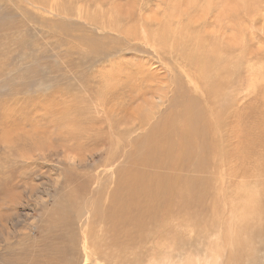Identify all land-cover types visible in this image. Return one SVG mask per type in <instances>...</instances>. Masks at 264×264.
<instances>
[{"label": "rangeland", "instance_id": "rangeland-1", "mask_svg": "<svg viewBox=\"0 0 264 264\" xmlns=\"http://www.w3.org/2000/svg\"><path fill=\"white\" fill-rule=\"evenodd\" d=\"M188 34L202 45L206 42L205 49L221 53L224 45L231 46L234 75L222 95L233 102V92L237 104L236 138L231 144L234 159L241 160V153L261 141L254 137L257 132L264 131V0H0V119L7 117L0 143V264L41 260L50 244L64 250L51 254L53 260H79L78 234L85 211L92 207L91 197L107 192L99 189L104 172L111 171L105 183H113L112 173L123 166L121 156L128 150L126 143L118 149L117 142L109 147V140L99 136L98 130L105 133L109 128L95 104L107 95L105 87L116 81L126 85L119 98L127 101L131 86L124 74H117L118 67L133 70L146 64L150 66L146 96L125 101V106H107L105 111L125 129L144 113L141 108L164 113L173 86L167 44L182 46L183 41L184 48L194 52ZM90 37L103 39L107 57L90 55L85 43ZM158 38V43L166 42L160 53L152 50ZM162 61L169 67L164 68ZM143 77L138 74L136 83ZM110 97L116 96L104 97L108 103ZM232 163H213L209 170L214 173V168L224 166L229 176L241 165ZM212 176L211 192L216 182ZM99 199L102 204L104 199ZM57 210L63 214V227L58 226ZM191 230L199 234L198 228L195 232L188 227ZM176 236L178 247L192 243Z\"/></svg>", "mask_w": 264, "mask_h": 264}, {"label": "bare ground", "instance_id": "bare-ground-1", "mask_svg": "<svg viewBox=\"0 0 264 264\" xmlns=\"http://www.w3.org/2000/svg\"><path fill=\"white\" fill-rule=\"evenodd\" d=\"M187 39L194 52L184 48L183 41L182 46L167 44L170 54L176 52V55L168 53L167 56L173 60V67L161 62L164 68L169 67L173 81L169 106L166 105L164 113L155 108H141L144 113L137 121H130L125 129L105 111L107 106H125L127 101L132 103L146 96L149 83L145 75L150 67L146 64L139 68L136 65L133 70L123 65L118 67L117 74H124L132 87L127 101L119 98L123 97L126 85L116 81L105 87L107 95L104 96L114 94L116 97H110L114 102L109 104L108 98L103 97L95 104L96 111L107 119L109 128L105 133L98 130L99 136L109 140V147L117 142L114 148L118 149L121 145L120 148L126 147L123 145L126 143L128 150L122 151L124 164L121 169H113V183H105L111 171L109 175L104 172L103 185L99 189L106 190L107 196L104 197L101 190L91 197L92 207L85 211L82 231L77 233L82 256H78L79 260L55 261L57 257L53 260L51 254H64V250L50 244L46 253L40 255L41 260L29 258L26 264H264V128L261 129L263 133L259 130L254 136L261 141L249 147L247 154L241 153L243 159H234L231 143L236 138L234 108L237 104L233 92V102L225 101L222 95V92L227 93L234 75L231 46L224 45L220 53L213 47L205 49L206 42L202 45L193 36ZM97 40L86 38L92 57L107 53L103 39ZM158 42L159 38L152 50L164 51L166 42L163 45ZM138 74L144 77L136 83ZM3 117L0 119V143L7 131V117ZM138 131L142 133L138 135ZM220 161L240 162L241 165L229 176H225L224 166L211 172V164ZM211 176L216 181L213 192L209 190ZM99 198L104 199L102 204ZM188 210L190 213L186 216ZM57 213L60 214L58 226L63 227V214L60 210ZM188 227L195 228V232L198 228L199 234L195 235L193 230L188 232ZM176 235L192 243L178 247ZM192 235L196 238L192 239ZM196 240L200 241L196 243ZM71 248L76 250L73 245ZM5 264L13 262L6 260Z\"/></svg>", "mask_w": 264, "mask_h": 264}]
</instances>
